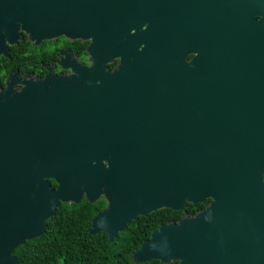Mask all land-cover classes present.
Masks as SVG:
<instances>
[{
	"label": "water",
	"instance_id": "1",
	"mask_svg": "<svg viewBox=\"0 0 264 264\" xmlns=\"http://www.w3.org/2000/svg\"><path fill=\"white\" fill-rule=\"evenodd\" d=\"M188 9L190 74L177 69L186 51L176 48ZM1 10L4 25L14 29L20 22L47 38L90 39L93 63L70 75L28 79L22 94L1 96L0 127L17 114L26 134L28 113L30 122L28 157L26 138L19 144L18 179L0 186L17 200L13 208L11 201L0 206V264H18L14 250L41 237L61 203H79L84 191L92 201L99 171L123 170L130 205L116 223L94 218L89 235L103 231L111 242L139 215L180 208L182 189L178 199L172 194L177 175L179 185L188 180L189 199L210 196L212 203L177 225L160 226L133 260L264 264V51L241 62L235 0H2ZM114 58L118 66L109 71ZM124 105L157 122L177 117L192 132L189 142L130 144L123 160L94 135L111 109Z\"/></svg>",
	"mask_w": 264,
	"mask_h": 264
},
{
	"label": "flooded vegetation",
	"instance_id": "2",
	"mask_svg": "<svg viewBox=\"0 0 264 264\" xmlns=\"http://www.w3.org/2000/svg\"><path fill=\"white\" fill-rule=\"evenodd\" d=\"M0 0V101L3 92L8 91L17 96L22 94V88L28 79L44 80L49 75H70L73 68L77 65L91 66L93 60L89 53L90 39L70 38L60 35L52 38L42 36L36 30H25L21 23L17 22V28L12 25H4ZM237 10V40L240 52V59H246L253 55V52L264 51V0H235ZM187 23L185 27H177L176 48L182 52L186 51L184 65L177 64V69L187 70V73L193 72L191 62L195 56L194 53V25L190 22V11L187 10ZM119 58H114L107 63V69L113 71L118 66ZM250 80L251 77H246ZM250 87V84H245ZM10 87V90H6ZM136 110V109H135ZM109 121L100 129L96 130L94 138L98 141L110 143L115 147L114 151L123 160H129L130 144L146 143H170L178 145L179 143H188L192 132L187 128L180 127L177 117L165 118V121H155V116H137L131 115V107L124 105L121 109L113 107ZM154 120V121H152ZM29 113L27 114V132L20 131L18 115L11 116L9 125L5 128L0 127V186L4 179H10L15 182L18 179L20 169L19 144L24 138L27 140L28 157V138H29ZM24 124V122H22ZM105 163V161L103 162ZM28 173V164H27ZM95 180V187L91 193L93 198L90 201L87 194L82 192L79 203H61L68 206L77 205L81 208L86 206L91 210V221L98 217L101 223H116L119 215L125 211L131 202V187L129 174L125 170L122 173L114 171H99ZM50 190L57 189L54 180H48ZM182 189L183 204L179 208L167 209L160 208L150 212L146 216L139 215L135 220L129 222L122 232L117 233L109 243L118 241L124 233L130 238L132 233L135 238H142L140 245L149 240L152 232L160 226L172 222L179 224L184 216H195L198 212L207 208L212 203L210 196L204 197L199 202H194L188 198L189 183L188 180L179 185L177 175L172 181V194L178 199L179 189ZM5 196L0 190V206L11 201L12 208L17 201L13 196ZM13 203V204H12ZM59 207V208H60ZM58 209V208H57ZM166 210V211H163ZM169 210V211H167ZM108 215L104 216V213ZM15 214V212L13 211ZM56 213V211H55ZM154 214V218H147ZM18 215V208H17ZM104 217V218H103ZM141 218H144L141 220ZM135 227V231L131 227ZM90 230V229H89ZM99 240L108 242V234L100 231L95 234ZM117 244V243H116ZM139 245V247H140ZM126 246V245H125ZM127 248L122 251L119 248L115 252L122 260L117 264H166L159 260L134 261L133 253ZM130 252V253H129ZM130 255V257H129ZM178 262L171 261L167 264Z\"/></svg>",
	"mask_w": 264,
	"mask_h": 264
},
{
	"label": "trees",
	"instance_id": "3",
	"mask_svg": "<svg viewBox=\"0 0 264 264\" xmlns=\"http://www.w3.org/2000/svg\"><path fill=\"white\" fill-rule=\"evenodd\" d=\"M91 217L87 206L62 204L47 220L41 237L26 241L14 250L18 264H117L122 261L115 254L119 248L132 252L143 241L132 233L130 238L124 233L115 243L99 240L96 235L88 234ZM147 218H154V214ZM131 229L135 231L134 226Z\"/></svg>",
	"mask_w": 264,
	"mask_h": 264
}]
</instances>
